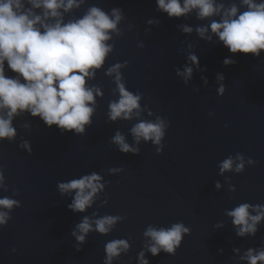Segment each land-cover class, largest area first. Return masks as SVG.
Instances as JSON below:
<instances>
[{"label":"water","instance_id":"water-1","mask_svg":"<svg viewBox=\"0 0 264 264\" xmlns=\"http://www.w3.org/2000/svg\"><path fill=\"white\" fill-rule=\"evenodd\" d=\"M231 2L244 10L239 0ZM91 6L106 13L120 9L124 17L118 26L124 36L114 37V54L105 70L89 82L102 88L104 98H97L93 124L83 137L61 134L27 113L13 120L17 137L11 143L0 142V167L8 188L0 191V198L17 200L21 207L10 213L12 219L0 229V264H103L104 245L115 239L127 240L130 249L112 264H139L142 251L149 264H245L241 256L248 249L264 248V221L257 225L255 237L240 238L224 213L241 203L264 205V53L259 58L233 56L215 36L209 43L195 32L185 35L179 25L195 28L208 21L197 20L195 13L169 19L157 10L156 0H86L65 19L82 16ZM150 20L158 23L150 25ZM189 51L198 58L199 70L188 61ZM225 59L235 64L226 67ZM125 61L129 67L122 74L128 90L142 94L141 106L169 123L162 155L150 143L141 142L138 156L125 155L110 144L120 131L133 145L129 130L136 121L110 123L107 117L108 102L118 97L112 95L115 85L104 71ZM185 66L193 68L188 85L176 75V69L183 71ZM217 74L224 76L223 97L217 93ZM6 75L15 74L6 66ZM144 119L154 117L145 112ZM23 141L30 143L31 154L19 147ZM237 153L245 157L244 171L221 176L218 165ZM247 159L254 160L255 166L248 165ZM119 168L124 171L108 175L109 169ZM92 172L103 177L105 193L85 213L70 212L71 198L62 197L57 184ZM228 179L235 192L228 191ZM104 198L108 204L101 208ZM93 212L126 219L108 235L91 232L78 245L71 233ZM178 222L191 234L175 255L148 253L144 230Z\"/></svg>","mask_w":264,"mask_h":264},{"label":"clouds","instance_id":"clouds-1","mask_svg":"<svg viewBox=\"0 0 264 264\" xmlns=\"http://www.w3.org/2000/svg\"><path fill=\"white\" fill-rule=\"evenodd\" d=\"M85 3L86 0H0V142H14L17 131L13 120L25 113L39 118L48 128H58L61 134L75 133L83 137L86 129L92 126L98 107L97 98L103 99L104 92L99 86H90L89 82L96 79L98 72L105 70L110 54H114V37L124 36L118 27L124 17L120 9L114 8L106 13L100 7L91 6L82 16L65 19L66 14L79 10ZM239 3L243 11L231 0H228L227 7L225 0L220 3L217 0H156L157 10L169 19H181L195 13L197 20L208 21L207 25L195 28L179 25L183 34L195 32L201 40L209 43L215 36L233 56L259 58L264 53V2L239 0ZM148 23L158 22L150 20ZM138 47L142 49L144 45L141 43ZM188 47L191 49L192 45ZM187 59L199 70V60L191 51ZM223 63L227 67L234 65L235 61L225 59ZM6 66L15 74L13 78L6 75ZM128 67L127 61L117 62L108 66L104 75L115 85L112 95L118 97L108 102V121H136L129 130L133 145L126 142L120 131L114 134L110 144L125 155L138 156L141 142L150 143L156 148V154L162 155L169 123L141 106L142 94L128 90L122 74ZM176 75L188 85L193 77V68L176 69ZM217 81V93L223 97L226 91L224 76L217 74ZM204 83L207 85V80ZM145 112L154 119H144ZM23 127L28 128L29 125ZM19 147L32 153L28 141H23ZM247 164L255 166L256 162L247 159ZM218 167L221 176L233 171L240 174L245 169V157L237 153L235 158L229 156L224 159ZM123 171V168L109 169L108 175ZM225 183L229 192L236 191L230 179ZM106 187L103 177L92 172L58 183L57 191L62 197L70 196V212L85 213L101 198ZM215 187L219 190L221 185L217 182ZM0 191H8L2 167ZM13 195H19V192L13 191ZM107 204L108 199L104 198L100 207ZM20 207L17 200L0 198V209L7 210L0 211V229L12 219L10 213ZM224 214L231 219L237 237H255L257 225L264 221V205L241 203L232 210H225ZM125 219L93 212L92 217L84 216L71 235L78 245H83L89 233L106 236ZM190 234V229L182 222L167 228L149 225L143 232L144 239L148 241L144 247L153 257L161 252L175 255L184 237ZM129 249L130 244L125 239L108 241L104 245L106 258L103 264H112L114 258L120 257L122 252L126 254ZM137 258L139 264H149L143 251ZM241 260L245 264H264V248L248 249Z\"/></svg>","mask_w":264,"mask_h":264}]
</instances>
